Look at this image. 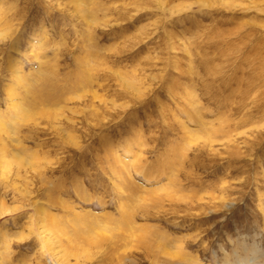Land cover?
Here are the masks:
<instances>
[{
    "label": "rangeland",
    "instance_id": "1",
    "mask_svg": "<svg viewBox=\"0 0 264 264\" xmlns=\"http://www.w3.org/2000/svg\"><path fill=\"white\" fill-rule=\"evenodd\" d=\"M9 10L0 264H264V0H0Z\"/></svg>",
    "mask_w": 264,
    "mask_h": 264
},
{
    "label": "bare ground",
    "instance_id": "2",
    "mask_svg": "<svg viewBox=\"0 0 264 264\" xmlns=\"http://www.w3.org/2000/svg\"><path fill=\"white\" fill-rule=\"evenodd\" d=\"M78 2V1H77ZM79 10V9H78ZM4 15L2 17H0V41L2 40H6L8 39L9 42H10V46L11 48L13 49V51H18L19 50V47H20V42H19V39L20 38H16L17 36V31H18V28L17 26L20 25L21 23L19 22H15L16 20L22 18V17H18L17 18V15L16 14L15 16L11 17L9 16V19H8V15L11 14V10L9 11H5L3 13ZM14 60L12 62L9 63V67H8V70L10 71V75L15 79H18V71L16 70L17 68V64L16 63H13ZM22 76V75H20ZM21 81V79L19 80V82ZM14 85V84H13ZM14 87V86H13ZM12 86H10V84L8 85V89H7V92L9 94L10 97H13L15 95V92H14V88ZM10 92V93H9ZM97 97V96H95ZM13 101V100H12ZM14 108H15V117H19L21 116V120L23 121L29 114H31L32 116L35 115L36 113V110H33L32 112L29 113V107L23 105L22 103H14ZM12 112V111H11ZM30 116V115H29ZM3 134H6V135H11V133L7 130V125H5L4 121H2V119L0 118V163L4 160L3 157H6V150L10 152V150L8 149L7 145L3 142ZM7 137V136H6ZM7 139V138H6ZM11 140V139H10ZM9 140V141H10ZM9 143V142H8ZM7 147V148H6ZM22 151H25V149H22ZM11 154V153H10ZM17 156L19 157L18 155H15V154H12V156ZM36 155V154H35ZM23 159V158H21ZM20 159V160H21ZM5 162V161H4ZM24 161H19L18 165L20 166V168L22 167V163ZM0 166H2L0 164ZM7 166H5L6 168ZM9 171V170H8ZM10 173V172H9ZM19 174H17L18 176ZM20 176V175H19ZM37 211V210H36ZM42 211V210H41ZM3 212V211H2ZM37 214V213H36ZM47 214H43L42 212V216H41V220L40 222L42 223L41 225V228H42V231L47 234V237L43 236L45 239V242L44 244L48 245L50 247L51 250H55L57 248L61 249L63 246H64V243L62 241V239L59 238V234L58 232H56L57 228H54L53 226L56 225V222L53 223V221L51 222H48L47 220ZM39 220V219H37ZM51 223L53 224V226H51ZM55 224V225H54ZM58 225V224H57ZM35 231V230H34ZM3 237V236H2ZM43 247V246H42ZM60 252H64V254L66 256H68V249L65 247L63 250H61ZM54 254V253H53ZM58 255V254H57ZM89 258H92L90 256H88ZM59 258V256L57 257ZM60 261V260H59ZM60 262H63V261H60ZM94 262V261H93Z\"/></svg>",
    "mask_w": 264,
    "mask_h": 264
}]
</instances>
